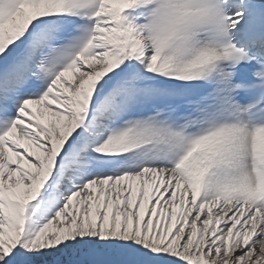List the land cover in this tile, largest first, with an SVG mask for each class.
I'll use <instances>...</instances> for the list:
<instances>
[{"label": "snow or ice", "instance_id": "6c2138e0", "mask_svg": "<svg viewBox=\"0 0 264 264\" xmlns=\"http://www.w3.org/2000/svg\"><path fill=\"white\" fill-rule=\"evenodd\" d=\"M0 264H264V0H0Z\"/></svg>", "mask_w": 264, "mask_h": 264}]
</instances>
